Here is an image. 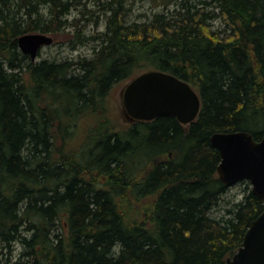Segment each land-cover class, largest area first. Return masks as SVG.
<instances>
[{
	"label": "trees",
	"instance_id": "obj_1",
	"mask_svg": "<svg viewBox=\"0 0 264 264\" xmlns=\"http://www.w3.org/2000/svg\"><path fill=\"white\" fill-rule=\"evenodd\" d=\"M86 1L0 0V255L18 243L28 264L223 263L263 204L248 185L211 213L229 186L210 137L264 135V0H162L141 21L127 0H99L104 30L70 41H94L91 56L18 48ZM146 70L197 90L194 121L106 117L114 84Z\"/></svg>",
	"mask_w": 264,
	"mask_h": 264
},
{
	"label": "water",
	"instance_id": "obj_2",
	"mask_svg": "<svg viewBox=\"0 0 264 264\" xmlns=\"http://www.w3.org/2000/svg\"><path fill=\"white\" fill-rule=\"evenodd\" d=\"M52 40L46 33H24L17 38V44L35 60L41 46ZM122 102L127 114L140 121L173 116L186 125L196 119L200 110L195 88L161 70H146L134 76L123 90ZM210 141L220 155L216 171L223 184L230 186L246 180L263 204L262 212L249 223L241 245L221 264H264V135L255 140L242 130L214 132Z\"/></svg>",
	"mask_w": 264,
	"mask_h": 264
},
{
	"label": "rangeland",
	"instance_id": "obj_3",
	"mask_svg": "<svg viewBox=\"0 0 264 264\" xmlns=\"http://www.w3.org/2000/svg\"><path fill=\"white\" fill-rule=\"evenodd\" d=\"M162 3V0H127V5L131 8L128 20L141 21L149 18L153 13L163 9ZM41 12L45 19L49 18L46 7L41 8ZM62 19L65 20V23H62L52 32H45L47 35L51 36L53 40L50 44L43 45L39 49L37 57L33 60L34 62L42 59L56 61L77 60L79 57L91 56L92 46L95 44L94 41L89 40L83 44L76 43V45H72L70 41L72 39L75 40L76 33L81 30L87 37L92 36L97 31L104 30L105 19L100 1L87 0L83 5L81 4L78 7L71 8ZM212 26L213 28L222 27L219 19L214 20ZM34 32L41 33L40 30ZM131 79L132 78L116 82L109 91L106 103L104 102V109L106 107V117L111 120L113 124L118 126H127L136 121L127 114L122 102L123 90ZM85 127L86 125H83L82 129H85ZM248 185L251 188L249 182L246 180L230 185L227 192L221 196L219 204L213 208L211 213L214 216L224 214L222 204L229 199H233V201L241 200L244 194V189H246ZM21 253V245L14 243L12 245V251L9 254L10 261H6L5 258L7 257V253L4 250L2 255H0V264H28L27 259H25Z\"/></svg>",
	"mask_w": 264,
	"mask_h": 264
},
{
	"label": "flooded vegetation",
	"instance_id": "obj_4",
	"mask_svg": "<svg viewBox=\"0 0 264 264\" xmlns=\"http://www.w3.org/2000/svg\"><path fill=\"white\" fill-rule=\"evenodd\" d=\"M260 139H261V138H260ZM260 139H259V140H260Z\"/></svg>",
	"mask_w": 264,
	"mask_h": 264
},
{
	"label": "bare ground",
	"instance_id": "obj_5",
	"mask_svg": "<svg viewBox=\"0 0 264 264\" xmlns=\"http://www.w3.org/2000/svg\"><path fill=\"white\" fill-rule=\"evenodd\" d=\"M22 233V232H21Z\"/></svg>",
	"mask_w": 264,
	"mask_h": 264
}]
</instances>
